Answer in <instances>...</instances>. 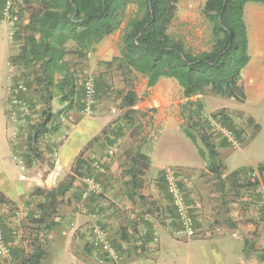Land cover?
<instances>
[{
	"label": "rangeland",
	"instance_id": "obj_1",
	"mask_svg": "<svg viewBox=\"0 0 264 264\" xmlns=\"http://www.w3.org/2000/svg\"><path fill=\"white\" fill-rule=\"evenodd\" d=\"M205 1L181 0L178 17L179 25L182 26L177 25L173 30V33L179 36L186 46L195 52L207 50L210 47L211 27L202 15ZM13 2L14 9L19 12V22L13 30L15 33L13 40L17 42V47L20 50L23 37L21 31L28 16L23 12L19 0H14ZM4 9L5 5L2 6L0 11V25H4V27L7 25L4 35L6 34L10 39V23L4 20ZM136 11L137 8L135 6L130 7L127 18L133 17ZM245 22L248 30L250 55V63L242 73L246 102L240 104L230 99L215 96L210 89H206L201 97H193L191 99L203 103V116L205 119H209L211 116L208 112L220 108L218 109L219 111L225 107L224 109H226L230 121L228 125L240 139L239 146H233L227 141L226 143L221 136L210 131L212 141L216 144L220 153V159L227 167L225 189L208 173L205 161L200 158V163L203 164V167L197 169L193 168L190 170L184 167L168 166L158 172L148 170L144 177V188L140 192L143 198L135 197L130 199L126 188L122 186L127 181L125 175L131 155L137 152L145 155L153 154L157 152L159 147L166 145L171 150L179 146L186 148V145L179 138L183 139L195 150L196 146L183 133L187 119L182 117V111L189 99L184 97L182 88L175 80V82L163 87L169 90L168 96L162 91L156 94L151 88H148L146 78L137 74L129 75L126 78L117 69V65L113 60L111 61L112 64H107V66L105 64L102 68L98 67L95 69V65L90 63L86 65L84 63L85 59L69 58L72 62L71 64L75 65L74 71H76L77 76L78 93H82L86 79L94 77L98 82L100 96L91 116L85 115L82 109L76 106L69 114L62 116L59 132L51 136H55L56 147H60L68 137H70L68 145H72L81 134V131L91 132V135H97L99 132L97 136L100 138L99 142L91 144L87 149H90L92 154L90 164L95 161L105 164H103L102 170L93 169L83 174L82 178H77L82 184V193H80V197L76 202L75 211L70 210L71 202L68 203L65 199L66 197L63 199L57 214L52 219L58 225L55 229L56 232L62 230L68 219L85 216L83 211L88 206L87 204H94L96 201L98 204L92 205L93 208L91 209L95 210L99 207L100 212L109 213L108 216L110 213L111 215L112 213L117 215L120 211L125 215L126 212L130 211L126 208V205L120 208L118 204L114 203L110 195L116 201L135 202V204L138 203L145 208V213L139 214L138 222L134 224L133 228L137 232H140L145 225L149 224V226H152L154 224V222H149L150 219L145 220L146 215L158 220L157 223L159 225H172L180 230L176 207L164 182L165 171L172 169L177 172L178 187L183 195L184 204L190 209L195 218L196 234L192 237L193 240L213 241L218 239L228 242L230 245L223 243L224 247L222 250L226 258V262L223 264L237 261L239 248L236 243L240 242L243 244V249L245 248L250 254L248 259H256L258 263H264L258 258V255L264 254V211L259 198L264 186V175L258 174L257 179L252 176L255 172L257 173L258 165L264 163V6L249 3L246 7ZM113 39L112 45L115 47V52L116 50L120 52L121 38L116 43L115 34ZM28 81V78L24 75L21 77L19 74L17 75L15 69L12 78L13 84H18L19 82L28 84ZM131 87L138 95V102L134 108H123L122 98ZM29 91L33 102L29 112L13 109L7 96L5 103L6 108L12 111L19 120L24 145L29 152L26 156L41 158L40 149L46 145V137H43L33 150L28 146V137L31 127L43 120V105L40 98L35 94L33 87L29 86ZM62 108L63 106L59 103V100L54 99L52 102L53 113H58ZM249 119H252L253 122L250 123ZM78 124H85V127L77 128L71 135L73 128ZM117 135H119V153L112 159L107 160L106 147L109 143L107 139L115 138ZM163 135L167 136L162 138ZM200 147H202L201 144ZM241 166L252 168L254 171L238 177H231V170ZM88 177H93L100 182L103 192L101 194L92 192L89 198L83 202L82 194L89 188L84 179ZM110 179L117 181V184L111 189L112 193L107 189L106 185V182ZM52 188L55 187L53 186ZM33 189L31 195L37 198L32 199L33 206L30 208V213L26 218L15 216L14 220L8 222L12 217L9 216L8 213L10 212L3 205V202H0V222L4 228L6 227V240L13 256L16 257L15 264L19 261V249L21 247H24V250L26 249L29 245V237L36 235V229H38L33 220L40 217L42 211L38 206L44 202V199L40 195L35 194V191L39 188L34 187ZM116 208L118 211H116ZM74 213L78 216H72ZM161 218L163 220L162 223L160 222ZM96 224H100L110 230L115 236L116 243L121 239L128 240L127 246L120 244L119 251L122 253V257L136 252V250L133 251L134 246L131 244L136 237L128 235L130 238L126 239L125 235L120 231L123 229V221L113 225L103 221L101 218H94L78 226L74 233L72 250L77 248L78 251L84 253L90 252L89 241L92 228ZM138 227L142 228L138 229ZM70 228L72 230L73 227L71 226ZM71 230H66V235L61 234L57 237H69ZM49 236L45 240L49 252L45 264L52 263L54 260L53 245ZM44 237L45 233H41V238L44 239ZM202 247L204 249L203 252L209 253L208 246L206 248ZM25 252H30V248L25 250ZM142 252H145V250L143 249ZM0 264H14V258L3 260Z\"/></svg>",
	"mask_w": 264,
	"mask_h": 264
},
{
	"label": "trees",
	"instance_id": "obj_2",
	"mask_svg": "<svg viewBox=\"0 0 264 264\" xmlns=\"http://www.w3.org/2000/svg\"><path fill=\"white\" fill-rule=\"evenodd\" d=\"M19 1L28 18L21 31L22 45L11 64L17 75L28 78L29 85L25 84L28 89L29 86L33 87L43 105V120L32 126L29 133L30 149L33 150L43 137L59 132L63 115L69 114L76 106L83 109L84 86L79 94L75 65L71 64L69 58L87 59L104 39L122 30L120 56L113 59L117 69L126 78L133 74L143 76L148 88H154L162 78L178 83L184 97L189 99L182 111V117L187 119L183 133L198 149L208 173L225 189L227 167L212 141V129L208 119L203 116V103L191 99L210 89L215 96L240 104L246 102L242 73L250 63V55L245 12L249 3L264 6V0H206L202 15L211 27V41L209 49L200 52L186 46L173 33L180 24L178 13L181 0ZM5 2L0 0V11ZM132 6L137 11L133 17L127 18ZM96 86L99 100L97 80ZM31 96L29 91L25 97L29 109L33 103ZM54 99H58L63 106L56 114L52 109ZM137 102L138 95L131 87L122 98V106L131 109ZM210 117L234 132L228 125L230 121L226 109L214 112ZM249 122L253 120L249 119ZM236 137L239 141L238 135ZM99 140L98 137L94 138L87 147ZM107 140V146L112 145L119 140V135ZM149 168L150 158L147 155L137 152L129 157L124 185L130 199L143 198L140 192ZM90 170H93L92 165L79 157L72 174L57 187L35 191L44 199L38 206L42 211L40 217L33 220L38 229L36 235L28 239L30 252L20 249L17 264H45L49 254L45 240L58 226L52 219L77 178H82ZM252 171L254 169L243 167L233 171L230 176L238 177ZM257 173L264 175V163L258 165ZM3 201L4 196L0 195V202ZM176 214L178 216L177 211ZM41 233H45L44 239ZM243 253L246 259L250 257L245 248ZM258 258L264 262V254L258 255Z\"/></svg>",
	"mask_w": 264,
	"mask_h": 264
},
{
	"label": "crops",
	"instance_id": "obj_3",
	"mask_svg": "<svg viewBox=\"0 0 264 264\" xmlns=\"http://www.w3.org/2000/svg\"><path fill=\"white\" fill-rule=\"evenodd\" d=\"M6 26L7 25H5V27L4 25H0V195L4 196L3 205L9 210L10 213L8 214L12 217L8 220L9 222L14 220L15 216L26 218L23 214L27 213L29 215L30 208L33 206L32 199L37 198L36 196L32 197L31 195L34 187L48 190L53 186L56 187L57 184L64 181L65 177L72 174L75 161L79 157H82L88 163H91L90 159L92 154L91 150L87 149V146L98 136L99 132L97 135H91V132L81 131V134L73 143L74 145H68L70 141V137H68L60 147H56L55 136L48 135L45 140L46 145L40 149L41 158H30L26 156L29 152L24 145L19 120L12 111H9L6 108L5 103L7 87L12 83V78L15 72L11 60L19 53L17 42L10 40L6 34L4 35L7 30ZM115 34L116 43H118L119 39L122 37V30ZM115 34L104 39L96 47V51L85 59L84 63L86 65L89 63L95 65V69L98 67L102 68L105 64L107 66V64L113 59L119 57L120 52L117 50L115 52V47L112 45V41L114 40L113 36ZM172 82L175 81L162 78L158 84L151 89L156 94H159L160 91H162L168 96L169 90H166L163 87ZM224 108L225 107H223V109ZM218 109L208 112V114H213L214 112H217ZM84 125L85 124L76 125L73 128L71 135L77 128H84ZM166 136L167 135H163L162 138ZM179 140L186 145V148L179 146L178 148L171 150V148L166 145L159 147L157 152H154L153 154H147L150 158L149 170L152 172H158L168 166L184 167L189 168L190 170L203 167V164L200 163L201 157L198 150L196 148L194 150L184 142L183 139L179 138ZM21 163L25 166V171H22ZM243 167L246 166H241L237 169L231 170V172ZM22 176L25 178L21 179ZM116 184L117 181L110 179L106 182L107 189L111 191ZM81 185L80 180L77 179L74 183L73 189L65 198L68 203L71 202L70 210L72 211H75L76 202L80 197V193H82L83 187H81ZM120 186L122 185L120 184ZM122 187L125 186L123 185ZM110 197L120 208H123V206L126 205V208L130 211L126 212L125 215H123L121 211L117 215L113 213L111 215L110 213L109 217V213H101L99 207L95 210L91 209L93 208L92 205L98 204L97 201L94 204H87L88 206L85 211H83L85 216L76 219H68L64 224V227H62V230L56 232L55 228L50 233L51 235H48L49 239L52 241L54 250V260L52 263L48 264H223L226 262L222 249L224 247L223 243L229 244L228 242L218 239H214L213 241L193 240V238H190L185 234L179 235V229L177 227H173L172 225H159L157 223L158 220L150 217L149 222H154V224L152 226H149V224L145 225L143 229H141L142 227H138L141 231L137 232L133 227L134 224L138 222L139 214L145 213V208L138 203L135 204V202H119L118 200L116 201L112 195H110ZM87 211H89V213H87ZM116 211H118V209ZM75 213L72 214V216H78L76 215L77 213ZM94 218H101L103 221L112 223L113 225H117L118 222L123 221V229L120 231H122L126 239L130 238L128 235L136 237L134 239L135 241L131 242L134 246L133 251L136 250V252L132 255L128 256L127 254L123 257L120 252V261L113 263L102 260L101 253L93 250L91 246H89V249L91 250L88 253L78 251L77 248L72 250L74 233L78 226H81L84 222L91 221ZM160 222H163L162 218L160 219ZM71 226L73 227L72 230L70 228ZM66 230H71L69 237H57L61 234L66 235ZM108 231L118 249L120 248V244L122 246H127L128 240L121 239L116 243L115 236L110 230ZM76 244L78 243L76 242ZM202 246L205 248L208 246L209 253L203 252L204 249ZM236 246L239 248L237 261L228 264H264L258 263L256 259H246L243 253L242 242L236 243ZM22 248L24 247H21V249ZM28 248L29 247L27 246L25 250H28ZM143 249L145 252H142ZM12 258H14L15 264L16 257L13 256Z\"/></svg>",
	"mask_w": 264,
	"mask_h": 264
},
{
	"label": "built area",
	"instance_id": "obj_4",
	"mask_svg": "<svg viewBox=\"0 0 264 264\" xmlns=\"http://www.w3.org/2000/svg\"><path fill=\"white\" fill-rule=\"evenodd\" d=\"M14 0H6L5 9L3 11L4 20L9 21L10 23V40L14 39V27L19 22V12L14 9ZM82 99V111L85 115L91 116L94 113V109L98 104V91L96 86V80L94 77H88L84 83V93ZM29 95V89L27 85L23 82L18 84H10L7 87L6 96L8 97L10 104L23 112H29L28 102L25 97ZM210 127L214 133L221 136L222 139L226 140L233 146H239V141L233 131L226 128L218 120H214L211 117L208 119ZM119 153V140L114 144L106 147V157L107 160L112 159ZM103 162H93L92 168L97 170L103 169ZM22 171H25V166L21 163ZM254 178H258V173L252 175ZM25 177H21L24 179ZM164 180L167 186V191L172 197L176 211L180 218L182 228L178 231V234H185L186 236L192 238L195 236V220L190 212V209L187 208L184 204L183 195L178 187L177 172L172 169L165 171ZM84 182L89 186L87 190L82 194L83 202L89 198L91 193L101 194L103 192V187L100 182H98L93 177H88L84 179ZM261 205L264 210V186L260 193ZM24 217H27L28 214H23ZM145 220H149V216H145ZM157 241V239H156ZM89 245L93 250L98 251L103 256L104 261L117 263L121 259V253L119 249L114 244L110 232L102 225L96 224L92 228L91 238ZM13 257L12 250L7 243L6 235L3 225L0 223V262L3 260H11Z\"/></svg>",
	"mask_w": 264,
	"mask_h": 264
}]
</instances>
